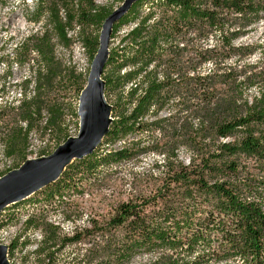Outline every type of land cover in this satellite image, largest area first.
<instances>
[{"label":"trees","instance_id":"trees-1","mask_svg":"<svg viewBox=\"0 0 264 264\" xmlns=\"http://www.w3.org/2000/svg\"><path fill=\"white\" fill-rule=\"evenodd\" d=\"M78 1L77 12H66L65 24L49 10L52 28L66 47L65 30L74 21L101 30L111 14L97 10L92 0ZM259 24L264 26V0H138L129 8L112 26L111 37L129 28L108 52L100 77L111 107L108 132L94 152L73 161L42 189L44 205L73 196L83 183L98 182L107 168L151 154L162 156L161 164L153 166L157 174L150 177L158 186L118 203L111 218L90 220L70 237L61 236L40 213L30 215L24 228L40 231L32 264H132L135 259H146L145 264H264V41L237 44ZM45 37L29 38L11 57L0 56L7 73L10 61L21 67L37 56L38 67L19 86L22 92L31 83L36 89L43 77L54 79ZM87 47L93 60L98 38ZM73 80L79 94L83 83ZM35 99L34 93L8 112V119L24 128L0 134L5 159L26 151L39 115ZM118 142L120 148L102 151ZM179 150L187 154L186 163L179 160ZM20 202L0 212V230L12 227L1 214L17 211ZM70 220L64 216L63 221ZM18 239L7 245L8 261ZM81 246L59 260L65 248Z\"/></svg>","mask_w":264,"mask_h":264},{"label":"rangeland","instance_id":"rangeland-1","mask_svg":"<svg viewBox=\"0 0 264 264\" xmlns=\"http://www.w3.org/2000/svg\"><path fill=\"white\" fill-rule=\"evenodd\" d=\"M122 1L92 0V4L97 10L112 13L122 4ZM78 6H80L78 0L72 3L69 0H0V56L11 57L18 44L24 43L29 38H41L45 33V40L50 42L54 58L51 71L56 70L55 73H52L54 79L52 76L40 79L38 91L31 83L25 92H22L19 86L25 79H30L33 76L31 70L38 67L37 56L33 54L34 62L24 64L21 67L10 61L9 73L6 71V63L0 65V120L4 123H0L1 136L12 128H24L22 123L9 120L8 112L18 109L20 103L24 99L32 98L34 93L35 106L39 114L31 124L24 154L21 153L20 156L18 154L14 158L5 159L0 143V173L6 170H17L27 161L50 156L57 147L62 145V139L65 136L68 137V140L78 137L80 99L86 88L93 63L87 44L94 37H97L99 48L101 30L74 21L65 30L66 38L69 40L66 47L57 38L49 17V10L57 11L59 19L65 24L66 12H77ZM128 28L129 26L121 27L115 37H111L110 33L107 41L108 52L116 48L119 37L127 32ZM262 41H264V26L259 24L246 37L240 39L237 44L252 45ZM76 78H80V82L83 83L79 94L75 80H73ZM104 99L106 101L105 97ZM107 105L109 104L107 103ZM167 115L168 111H165L162 118ZM109 117L111 118V110L108 113ZM171 136L176 137L177 132H172ZM122 145L119 142L114 145H104L102 151L118 149ZM22 155H26L25 162L21 161ZM178 157L182 162H187L188 156L182 150H179ZM161 162L162 156L152 154L143 156L107 168L104 171V176H101L98 182H92V185L89 186L83 183L81 189L76 191L73 196L65 197L60 201L55 199L51 206L44 205V197L47 193L40 190L21 201L17 211L12 212L11 209H6L1 214V220L2 222L8 220L12 227L1 229L6 230L4 233H1L0 230V246L5 247L8 251L7 245L14 238H19L12 262L8 261L9 264H32L33 255L31 253L38 246L40 231L24 228L23 223L27 217L40 213V219L57 226L61 236L70 237L74 230L80 231L87 227L90 220L100 221L111 218L118 203L126 202L138 193H147L155 189L158 184H153L154 182L150 177L153 176V173L157 174L153 166L155 164L160 165ZM159 171L162 172V169ZM66 215L70 217V221H63ZM80 248L83 246L76 248V250L65 248L58 257L59 260L62 262L65 258L82 250ZM28 256L29 258L25 259ZM145 263L146 259H135L132 262V264Z\"/></svg>","mask_w":264,"mask_h":264},{"label":"water","instance_id":"water-1","mask_svg":"<svg viewBox=\"0 0 264 264\" xmlns=\"http://www.w3.org/2000/svg\"><path fill=\"white\" fill-rule=\"evenodd\" d=\"M137 1L138 0H124L123 3L110 14L101 27L99 48L93 59L87 85L80 99L78 110L80 130L78 137L76 138L78 141L68 144L67 147L64 148V146L71 140L67 139V141L57 147V149L50 156L41 158L47 160V162L42 166L28 167L21 171L17 178L0 183V212L9 207L7 205L23 201L46 186L57 181L61 174L65 171L66 167L73 161L81 160L94 152L103 137L107 134L111 118L109 117L106 120L102 109L99 106L100 98H104V83L100 77L102 74V68L108 57L107 41L112 31V26ZM99 82H101L100 89H98L97 86ZM108 107L109 113L111 107L109 105ZM65 163L69 164L65 165L58 173L59 167H62ZM21 166L17 170L20 171ZM11 172L1 177L0 180L8 176ZM3 248L5 250V257L8 261L7 250L5 247Z\"/></svg>","mask_w":264,"mask_h":264},{"label":"bare ground","instance_id":"bare-ground-1","mask_svg":"<svg viewBox=\"0 0 264 264\" xmlns=\"http://www.w3.org/2000/svg\"><path fill=\"white\" fill-rule=\"evenodd\" d=\"M98 89H100L101 88V82H99L98 83ZM99 106H100V108L102 109V112H103V115H104V117H105V119L107 120V116H108V105L105 103V101H104V98L102 97V98H100V103H99ZM78 140H76V139H71L65 146H64V148L65 147H67V145L68 144H72V143H75V142H77ZM47 162V160L46 159H37V160H30V161H27L25 164H23L22 166H21V170L19 171V170H16V171H13V172H11L8 176H6L5 178H3V179H1L0 180V183H2V182H4V181H7V180H10V179H14V178H17L18 176H19V174L21 173V171H23V170H25L26 168H28V167H40V166H42L44 163H46ZM67 164H69V163H65L62 167H59V169H58V173L63 169V167L65 166V165H67ZM18 202H20V201H18ZM18 202H14V203H12V204H10V205H7V206H11V205H13V204H15V203H18ZM4 231H6V230H1V233H4ZM0 264H9L8 263V261H7V259H6V257H5V250H4V248L3 247H1L0 246Z\"/></svg>","mask_w":264,"mask_h":264}]
</instances>
